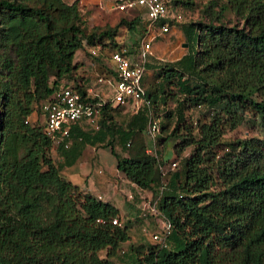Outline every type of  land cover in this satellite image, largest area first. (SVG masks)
Returning <instances> with one entry per match:
<instances>
[{"label":"trees","instance_id":"16d2710c","mask_svg":"<svg viewBox=\"0 0 264 264\" xmlns=\"http://www.w3.org/2000/svg\"><path fill=\"white\" fill-rule=\"evenodd\" d=\"M226 8L243 25L182 24L185 41L194 36V46L160 67L153 91L144 88L149 101L158 96L165 102L162 87L174 84L173 108L164 115H174L171 134L183 133L181 146L191 145L180 168L159 183L156 156L141 142L119 155L111 141L103 142L99 120L96 129L73 122L64 146L45 132L43 121L29 118L38 108L42 113V101L70 77L82 39L99 44L92 29L84 31L78 0H0V264H116L112 257L130 237L129 220L120 221L113 203L61 173L86 143L108 146L117 170L137 187L160 185L156 207L169 229L162 243L129 244L135 264H264V0H223L218 10ZM138 23L142 34L138 14L102 34L115 38L120 24L134 29ZM114 38L108 47L99 44L100 53L126 46ZM72 87L85 95L81 81ZM114 105L105 100L100 111ZM200 106L204 111L188 119L186 110ZM144 107L118 130L122 147L143 131ZM249 114L263 135L224 145L222 134Z\"/></svg>","mask_w":264,"mask_h":264},{"label":"rangeland","instance_id":"374dc122","mask_svg":"<svg viewBox=\"0 0 264 264\" xmlns=\"http://www.w3.org/2000/svg\"><path fill=\"white\" fill-rule=\"evenodd\" d=\"M189 3H183L182 0H177L172 9L178 15V20L175 21L169 28L168 32L157 36L151 44L150 53L148 54L146 63L149 66H145L144 72L140 78L141 85L150 91H153L155 87L161 82V76L159 75L160 67L167 63L173 62L184 54L187 47L192 48L195 43L194 36L189 37L188 41H185L184 34L182 32V24L188 22H223L225 24H236L238 26L243 25V18L236 16L228 8L221 11L218 10L219 4L223 0H214L216 3L210 2L211 0H187ZM134 12H114V11H102L96 7H92V12L89 14L90 21L84 22V31L87 32L90 29L96 33L95 41L99 44H104L108 47L113 38L102 34V30L107 27L113 26L120 18L129 20L133 16ZM140 24L134 25V29L120 24L117 27L115 40L117 42H123L127 47L132 49V52L138 46L140 37ZM191 35V33H190ZM83 45L81 47V58L75 59V68L72 71L70 77L66 78L67 81L74 82L81 81L85 86L93 87L97 96L107 100L111 97L113 87L111 80L103 78L97 79L98 74L106 71L100 63L101 58L99 55H92L88 51V44L85 42V38L82 39ZM186 43V45L184 44ZM107 54V49L103 50ZM77 57V56H76ZM162 89L167 98L165 102H161L156 97L155 101H150L144 112L143 131H136L134 138L129 141L125 147L121 146L118 139V130L128 126L130 116L134 110L129 105H114L107 106L104 112L100 111L98 120L100 121L101 128H105V137L103 142L111 141L114 150L119 155H126L130 153L131 145L141 142L144 145V149L152 156H156L159 161L158 167V182H164L170 172L178 170L181 165V157L188 154L191 150V145L181 146V141L184 138L181 131L171 134V129L174 125V115H164V110L173 108V100L171 94L176 90L173 83L164 84ZM262 96V95H261ZM260 98V96L258 97ZM143 106V105H142ZM141 106V108H142ZM203 107L189 108L186 110V115L191 119H195L203 112ZM43 121L42 114L38 109L34 111L30 120ZM155 119L158 125L157 131L154 134L148 132V123L150 120ZM107 125L108 127H105ZM86 129L89 125H83ZM163 126V127H161ZM262 136L263 130L259 128L255 119L251 114L246 115L243 122L236 125L234 128L226 130L221 136V142L227 145L228 142L235 140L236 138H243L246 136ZM182 147V148H181ZM181 148V149H180ZM83 158H87L90 165L94 166V162L97 163L98 174H108L112 176L116 181L114 182L117 188H123L117 193H111L109 195L102 194V198L109 199L112 202H116L121 207L123 215L119 214V220H129V231L132 233V241H125L119 247L117 253L112 257L116 264H135L133 256L130 258L129 244H154V240L151 234L160 229L162 222L165 220L164 216L157 209L158 194L160 190L159 184H154L151 189L140 188L134 189L131 187L129 180L125 179L122 173H117L116 159L114 154L110 151L108 146H103L101 143L92 145L86 143L83 146ZM50 154L55 162H57L58 154L55 152V148L52 147ZM171 161L175 162V165L171 164ZM127 191H130L131 196L127 197ZM105 193V192H100ZM124 198H128L130 207H126L123 203ZM131 216V219L129 217ZM136 238V239H135ZM131 240V239H130ZM139 241V242H138ZM100 256H104V249L98 251Z\"/></svg>","mask_w":264,"mask_h":264},{"label":"built area","instance_id":"2783aa9c","mask_svg":"<svg viewBox=\"0 0 264 264\" xmlns=\"http://www.w3.org/2000/svg\"><path fill=\"white\" fill-rule=\"evenodd\" d=\"M113 7L118 11H133L140 16L143 26V33L139 37L138 46L131 54L125 53L126 46L121 50H112L107 56L113 75L111 77L104 74H98L97 79L107 78L112 82V95L109 100L112 105H129L136 111L142 105H148L149 99L145 96L144 87L140 83V78L144 72L145 62L152 41L166 32L175 21L178 15L169 0H113ZM88 51L92 55H98L100 52L99 44L88 46ZM84 96L74 87L72 82L62 80L53 90L49 99L41 103V111L44 122L45 132L55 143L64 141L67 145L70 125L78 121L89 125V128H98V117L100 114V105L105 99L93 93L91 87L86 88ZM96 97V99H92ZM158 125L156 120H150L148 123V132L154 134ZM175 165L174 161H171ZM116 223V218L111 219ZM169 223L164 220L160 229L153 232L151 237L156 242H163L168 232Z\"/></svg>","mask_w":264,"mask_h":264},{"label":"crops","instance_id":"0c3cea01","mask_svg":"<svg viewBox=\"0 0 264 264\" xmlns=\"http://www.w3.org/2000/svg\"><path fill=\"white\" fill-rule=\"evenodd\" d=\"M65 1L70 2L72 0H65ZM78 6H79V10H80L82 19L84 20V22H88V23L90 21L89 14L92 12V7H96L98 10L107 11V12L108 11L109 12L110 11L119 12L118 10H116L113 7V0H78ZM126 12H128V11H126ZM129 12H132V11H129ZM80 51H81V48H78L75 51L74 56H73V61H75V59H77V58H81V56H79ZM98 55L101 58L100 63L102 64V67L104 69L106 68V71H103L100 74H104L105 76L111 77L113 75V73H112L110 65L107 61V56H105L103 53H100V52ZM63 80H67V79L64 78ZM85 87L89 88L91 86H85ZM91 90L93 93H95L93 90V87H91ZM33 114H34V112H32L29 115V118L32 117ZM92 147H94V145H92ZM83 150L84 149L81 150V153L78 155V157L72 163H70L68 165H64L62 167L61 173L68 180H70L72 183L78 185V187L81 190L88 191V192L98 196L102 200L110 201L109 199L102 198V196H103L102 194H104L105 196L109 195L111 193L115 194L119 190H124V189L123 188H117L116 184L114 183L116 181H114L115 179L112 176H110L108 174H98L99 172L97 170V163L93 161L94 166L92 167V164L90 165L87 158H83V156H82ZM115 171L117 173H120V171H118V170H115ZM129 183H130L132 188L140 189V187H137L133 182L129 181ZM100 192H105V193H100ZM127 194H128L127 197L131 196L130 191H127ZM122 200H123V203L126 205V207L129 208L130 204H131L129 202V199L124 198ZM110 202L113 203L118 208L119 214L123 215L121 207L118 206L116 202H112V201H110ZM129 219H131V216L129 217ZM129 235H130L129 239H127L125 241H127V242L132 241L133 242L134 240L132 238V233L130 231H129ZM125 241H123V242H125ZM123 242L120 243V246Z\"/></svg>","mask_w":264,"mask_h":264},{"label":"water","instance_id":"95a60500","mask_svg":"<svg viewBox=\"0 0 264 264\" xmlns=\"http://www.w3.org/2000/svg\"><path fill=\"white\" fill-rule=\"evenodd\" d=\"M184 44L186 45V43L184 42Z\"/></svg>","mask_w":264,"mask_h":264}]
</instances>
